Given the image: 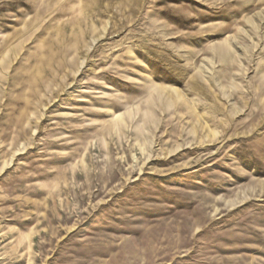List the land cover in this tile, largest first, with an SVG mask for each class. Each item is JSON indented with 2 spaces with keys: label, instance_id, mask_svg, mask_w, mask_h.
Here are the masks:
<instances>
[{
  "label": "rangeland",
  "instance_id": "1",
  "mask_svg": "<svg viewBox=\"0 0 264 264\" xmlns=\"http://www.w3.org/2000/svg\"><path fill=\"white\" fill-rule=\"evenodd\" d=\"M0 264H264V0H0Z\"/></svg>",
  "mask_w": 264,
  "mask_h": 264
}]
</instances>
